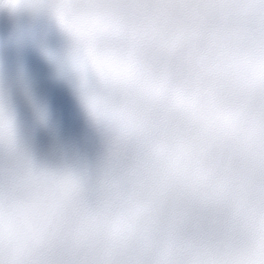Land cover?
Segmentation results:
<instances>
[{"label": "snow or ice", "instance_id": "1", "mask_svg": "<svg viewBox=\"0 0 264 264\" xmlns=\"http://www.w3.org/2000/svg\"><path fill=\"white\" fill-rule=\"evenodd\" d=\"M64 37L42 47L90 136L59 135L23 70L16 84L50 142L20 124L0 79V264H264V0H0ZM226 39L244 86L242 137L212 136L161 163V126L209 42ZM54 191L60 210H5Z\"/></svg>", "mask_w": 264, "mask_h": 264}, {"label": "clouds", "instance_id": "2", "mask_svg": "<svg viewBox=\"0 0 264 264\" xmlns=\"http://www.w3.org/2000/svg\"><path fill=\"white\" fill-rule=\"evenodd\" d=\"M245 117L242 76L230 44L226 39L211 41L194 67L184 99L168 113L161 126V163L181 157L209 136L222 143L239 140ZM59 204L56 192L41 189L20 207L6 209L3 226H9V212L23 224L42 214L55 215Z\"/></svg>", "mask_w": 264, "mask_h": 264}, {"label": "bare ground", "instance_id": "3", "mask_svg": "<svg viewBox=\"0 0 264 264\" xmlns=\"http://www.w3.org/2000/svg\"><path fill=\"white\" fill-rule=\"evenodd\" d=\"M50 66H52V64H50ZM46 87L43 88V90L45 89Z\"/></svg>", "mask_w": 264, "mask_h": 264}]
</instances>
